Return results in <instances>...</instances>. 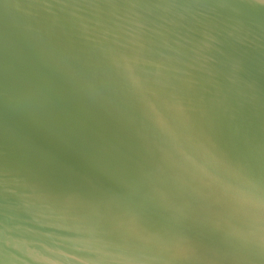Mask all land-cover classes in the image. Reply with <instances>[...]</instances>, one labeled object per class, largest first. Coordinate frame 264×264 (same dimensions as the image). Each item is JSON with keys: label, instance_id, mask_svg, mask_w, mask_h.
<instances>
[{"label": "water", "instance_id": "1", "mask_svg": "<svg viewBox=\"0 0 264 264\" xmlns=\"http://www.w3.org/2000/svg\"><path fill=\"white\" fill-rule=\"evenodd\" d=\"M0 264H264V0H0Z\"/></svg>", "mask_w": 264, "mask_h": 264}]
</instances>
